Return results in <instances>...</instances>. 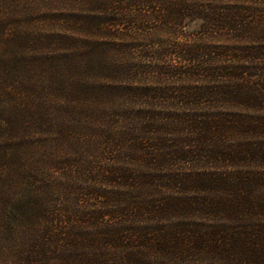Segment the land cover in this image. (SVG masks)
<instances>
[{
    "label": "trees",
    "instance_id": "obj_1",
    "mask_svg": "<svg viewBox=\"0 0 264 264\" xmlns=\"http://www.w3.org/2000/svg\"><path fill=\"white\" fill-rule=\"evenodd\" d=\"M0 264H264V0H0Z\"/></svg>",
    "mask_w": 264,
    "mask_h": 264
},
{
    "label": "rangeland",
    "instance_id": "obj_2",
    "mask_svg": "<svg viewBox=\"0 0 264 264\" xmlns=\"http://www.w3.org/2000/svg\"><path fill=\"white\" fill-rule=\"evenodd\" d=\"M190 27H192V28H194V24H192ZM61 156V152H59V153H57V156ZM59 173L58 172H55V171H53V172H50V171H48L47 173H46V177L47 178H49V177H51V179L53 180V178H54V180H56V181H58V180H60L59 179ZM53 177V178H52Z\"/></svg>",
    "mask_w": 264,
    "mask_h": 264
}]
</instances>
